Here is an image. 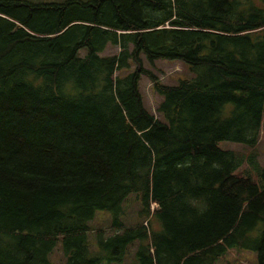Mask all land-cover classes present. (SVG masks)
Wrapping results in <instances>:
<instances>
[{"label": "trees", "instance_id": "obj_1", "mask_svg": "<svg viewBox=\"0 0 264 264\" xmlns=\"http://www.w3.org/2000/svg\"><path fill=\"white\" fill-rule=\"evenodd\" d=\"M143 55L194 76L162 84ZM263 113L264 0H0V264H53L59 242L66 264H100L89 222L131 194L164 218L142 264H215L233 248L264 264V168L238 174L218 146H256ZM99 235L122 252L147 236Z\"/></svg>", "mask_w": 264, "mask_h": 264}, {"label": "rangeland", "instance_id": "obj_2", "mask_svg": "<svg viewBox=\"0 0 264 264\" xmlns=\"http://www.w3.org/2000/svg\"><path fill=\"white\" fill-rule=\"evenodd\" d=\"M32 3H64L68 0H21ZM90 1V0H81ZM118 48H110L105 54H117ZM86 50L80 52V56H85ZM143 65L146 69L151 70L162 84L175 85L179 80L190 79L194 76L190 68L186 67L180 62H173L169 60H157L155 66L152 67L150 62L143 55ZM141 91L144 97L146 107L154 116L166 122L164 118L157 113L156 109L162 98L154 91L153 83L147 76L141 79ZM218 146L223 151H232L238 155L239 166L236 171L238 174L255 177L256 173H260L264 168V113L262 118V126L260 130L259 140L256 146L251 147L244 143H237L232 141H221ZM253 157L257 160L259 170L256 171L253 166ZM257 165V166H258ZM163 217L160 215H148L144 211V207L137 196L131 194L122 204L119 212L97 211L93 220L89 222L92 229L88 237L91 244V251L95 256H103L100 264H142L140 253L147 254L148 249L153 247V236L158 239L163 236ZM133 228L135 230L146 233L145 238H137L135 242L130 244L125 250L114 251L112 249H105L100 241L101 235L104 234L103 239H109L115 235H125V229ZM163 239L161 238L162 241ZM114 257L118 258L115 261L108 259ZM50 259L53 264H66L67 257L61 242L57 244L53 250ZM215 264H258V255L255 251L248 249L233 248L219 257Z\"/></svg>", "mask_w": 264, "mask_h": 264}, {"label": "crops", "instance_id": "obj_3", "mask_svg": "<svg viewBox=\"0 0 264 264\" xmlns=\"http://www.w3.org/2000/svg\"><path fill=\"white\" fill-rule=\"evenodd\" d=\"M110 48H112V47H109L108 49H110ZM107 49V50H108ZM119 50V49H118ZM106 52V51H105ZM105 52L103 53V55H114V54H105ZM119 52V51H118ZM148 109V108H147ZM152 113V112H151ZM153 114V113H152ZM154 115V114H153Z\"/></svg>", "mask_w": 264, "mask_h": 264}, {"label": "built area", "instance_id": "obj_4", "mask_svg": "<svg viewBox=\"0 0 264 264\" xmlns=\"http://www.w3.org/2000/svg\"><path fill=\"white\" fill-rule=\"evenodd\" d=\"M156 205L153 206V208L155 207Z\"/></svg>", "mask_w": 264, "mask_h": 264}]
</instances>
